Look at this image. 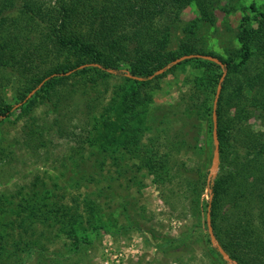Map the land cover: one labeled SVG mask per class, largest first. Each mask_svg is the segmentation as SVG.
<instances>
[{"label":"trees","instance_id":"16d2710c","mask_svg":"<svg viewBox=\"0 0 264 264\" xmlns=\"http://www.w3.org/2000/svg\"><path fill=\"white\" fill-rule=\"evenodd\" d=\"M212 1L0 0V124L7 121L15 109L27 112L42 95L49 100L54 94L59 98L77 97L82 101L89 125L86 142L90 148L87 157L91 167H98L100 158L107 154L120 158L125 153H134L142 166L153 168L157 179L162 172H168L165 171L166 163L141 144L148 129V110L153 101L151 82L179 69L191 85V102L184 112L189 119L181 126L180 140L185 149L194 150L201 158V165L185 182L186 191L192 195L191 204L199 211L202 190L210 188L211 224L223 249L240 264H264V140L253 131L245 132L242 126L247 113L256 109L264 127V91L252 90L229 121L222 119L221 114L224 81L253 55L261 56L263 67L252 84L260 86L264 80V10L257 11L251 4V9L257 11L256 25L244 17L246 23L237 34L240 46L234 51V57L239 61H235L233 57L222 58L205 51L195 36L198 21L192 19L185 23L181 20L182 11L192 4L206 19ZM192 53L213 55L224 66L200 57L172 63L174 59ZM80 65L84 66L79 68ZM160 69L162 71L155 74ZM223 70L226 74L221 82L216 114L219 164L224 167L226 161L227 167L220 177L207 181L212 152L213 100ZM112 77H118L120 81L113 86L106 103L100 105L101 86ZM8 86L15 89L19 97L20 104L16 107L3 101L4 89ZM246 106H250V111H245ZM232 125H236L235 135L230 133ZM230 138L234 147H229ZM240 147H245L244 155L237 152ZM4 151L0 147V154ZM232 152L235 162L229 161ZM69 170L80 177L91 175L75 162ZM254 171L259 173L255 175ZM246 173L252 176L250 183L246 182ZM44 182L39 178L32 182L27 192L0 195V253L7 254L8 251L15 257L8 264H24L34 255L37 261L44 260L41 241L29 237L27 228L22 225L24 217L39 219L42 223L47 221L52 227L58 224V232L72 241L62 257L55 255L50 259L53 264L89 242H83L82 235H98L100 231L110 230L101 219L99 223H88L87 226L78 224L72 217V221L68 216L64 220L66 213L60 212L62 207L50 206V191L44 188ZM115 192L119 195V190ZM225 198L229 202L226 218L231 223L221 225L215 207ZM208 204L209 201L206 208ZM92 213L93 206L88 203L86 214ZM17 228L22 229L16 232ZM13 231L16 234H12ZM226 234L230 235L229 242L222 239ZM156 248L162 249V245L158 244ZM213 249L223 261L220 253Z\"/></svg>","mask_w":264,"mask_h":264},{"label":"rangeland","instance_id":"374dc122","mask_svg":"<svg viewBox=\"0 0 264 264\" xmlns=\"http://www.w3.org/2000/svg\"><path fill=\"white\" fill-rule=\"evenodd\" d=\"M212 3L206 19L192 4L182 11L181 20L185 23L192 19L198 21L195 36L205 51L222 58H235L234 51L240 46L237 34L245 25V18L256 25L254 17L257 11L264 10V0H213ZM251 4L257 11L251 9ZM235 61L239 60L235 58ZM262 62L260 55H253L224 81L221 114L226 122L237 114L239 105L252 90L264 91V80L260 86L252 84L263 67ZM119 81L118 77H112L101 86L100 105L106 103ZM190 89L185 73L179 69L151 82L153 101L148 110V129L141 144L166 163L165 171L168 172H162L157 179L153 168L142 166L134 153H125L120 158L107 154L100 158L98 167H91L87 157L90 148L86 142L89 125L82 101L77 97L59 98L54 94L49 100L42 95L27 112L15 109L13 115L0 124V147L5 149L0 154V195L27 192L32 182L40 178L45 181L44 188L50 191V206L62 207L60 212L66 213L64 220L68 216L72 221V217L78 224L87 226L101 219L109 226V231H100L98 235H82L81 240L89 242L58 264H228L216 256L207 232L208 188H204L199 197V211L192 206V195L186 191L185 182L201 165L199 155L192 149H185L180 140L181 126L189 119L184 112L191 102ZM4 90L3 101L17 105L19 97L15 89L8 86ZM250 109L246 106L245 111ZM260 119L258 110L252 109L242 126L245 132L253 131L264 140ZM236 132V125H232L230 133L235 135ZM229 143V147H234L232 138ZM213 147L212 141L211 159ZM237 152L244 155L245 147ZM233 157L234 152L229 155V161L235 162ZM73 162L91 175H74L69 170ZM225 164L226 161L224 167H227ZM210 165L211 162L208 170ZM224 167L218 165L213 181L222 175ZM246 174V182L250 183L252 176ZM115 190H119V195ZM221 194L225 196L226 192ZM88 203L93 206L92 215L86 214ZM228 205L226 198L216 205L218 224L231 223L226 218ZM22 225L27 228L24 230L29 237L40 239L45 252L44 260L37 261L34 255L24 264H53L50 259L55 255L62 257L72 242L58 232V224L52 227L47 221L42 223L39 219L24 217ZM17 229L16 232L22 228ZM222 237L225 242L230 241L229 234ZM178 238L180 241H170ZM158 244L162 249L156 248ZM6 253H0V264L14 261L15 257Z\"/></svg>","mask_w":264,"mask_h":264},{"label":"water","instance_id":"95a60500","mask_svg":"<svg viewBox=\"0 0 264 264\" xmlns=\"http://www.w3.org/2000/svg\"><path fill=\"white\" fill-rule=\"evenodd\" d=\"M192 57H200L203 59H207L210 61H213L217 64H219L221 67L224 66V64L215 56L213 55H208V54H199V53H192V54H186V55H182L176 59H174L172 61L173 64H176L186 58H192ZM85 65V64H84ZM84 65H80L79 68H82ZM162 71V69L157 70L155 72V74H159ZM69 73V72H67ZM226 74V71L223 70V73L219 79V83L216 87V91H215V97L213 100V110H212V141H213V153H212V159H211V165L209 167L208 170V174H207V181H210L211 179H213L216 175V171L219 165V141H218V137H217V114H216V106H217V100L221 91V82L224 79V76ZM153 75H151L150 77H152ZM139 79H141V77H137ZM43 83V81L41 83H39L34 89H32L26 96V98L24 99V101L26 99H28ZM20 103H18L17 105H15L14 107L18 106ZM209 192V204L207 207V211H206V225H207V232L209 235V239L211 244L217 249V251L220 253V255L222 256L223 260H225L228 264H240L237 260L231 258V256L223 249V247L221 246V244L219 243V241L217 240V238L214 235L213 232V228H212V224H211V217H210V200L212 197L211 194V189H208Z\"/></svg>","mask_w":264,"mask_h":264}]
</instances>
